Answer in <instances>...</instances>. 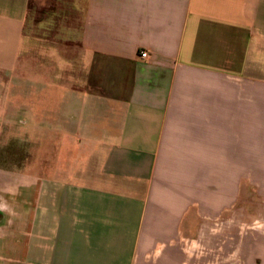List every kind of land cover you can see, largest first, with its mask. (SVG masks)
Returning <instances> with one entry per match:
<instances>
[{
	"label": "crops",
	"instance_id": "crops-1",
	"mask_svg": "<svg viewBox=\"0 0 264 264\" xmlns=\"http://www.w3.org/2000/svg\"><path fill=\"white\" fill-rule=\"evenodd\" d=\"M0 123L81 166L0 163V264H148L264 181V0H0Z\"/></svg>",
	"mask_w": 264,
	"mask_h": 264
},
{
	"label": "rangeland",
	"instance_id": "rangeland-1",
	"mask_svg": "<svg viewBox=\"0 0 264 264\" xmlns=\"http://www.w3.org/2000/svg\"><path fill=\"white\" fill-rule=\"evenodd\" d=\"M8 130L0 123V163L5 168L48 176L58 175L57 169L81 168L76 164L77 151L67 155L59 145L44 151L38 148L39 142L32 149L26 133L15 135ZM46 152L47 162L39 163ZM29 159L37 162L24 165ZM227 190V197H221L213 183L211 196L196 198L176 229L158 230L161 237L145 249L148 264H262L264 181L245 180L242 196L238 197L234 196L235 183L228 182ZM147 232L149 237L156 234Z\"/></svg>",
	"mask_w": 264,
	"mask_h": 264
},
{
	"label": "built area",
	"instance_id": "built-area-1",
	"mask_svg": "<svg viewBox=\"0 0 264 264\" xmlns=\"http://www.w3.org/2000/svg\"><path fill=\"white\" fill-rule=\"evenodd\" d=\"M141 56H142V57H146V56H147V52H142V53H141Z\"/></svg>",
	"mask_w": 264,
	"mask_h": 264
}]
</instances>
